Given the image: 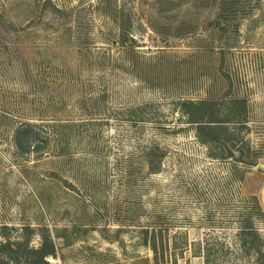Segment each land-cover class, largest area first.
Here are the masks:
<instances>
[{
  "label": "rangeland",
  "instance_id": "1",
  "mask_svg": "<svg viewBox=\"0 0 264 264\" xmlns=\"http://www.w3.org/2000/svg\"><path fill=\"white\" fill-rule=\"evenodd\" d=\"M153 237L261 264L264 0H0V264H154Z\"/></svg>",
  "mask_w": 264,
  "mask_h": 264
},
{
  "label": "trees",
  "instance_id": "2",
  "mask_svg": "<svg viewBox=\"0 0 264 264\" xmlns=\"http://www.w3.org/2000/svg\"><path fill=\"white\" fill-rule=\"evenodd\" d=\"M232 102L235 105H236V103L237 104L241 103V101L239 99H236ZM205 103H206V101H203V100L195 101V102H192V101L186 102L187 105H189L193 108H198V107L204 105ZM186 113L188 114V119L191 122H200L197 124V127H196V129L199 132L198 133L199 135H201L203 132L213 133L214 131H220V130L225 128L224 124L221 120H217V119H214L213 117H209V119H207L206 121L201 122L199 119H197L198 118L197 116L194 117L193 111L192 112L187 111ZM203 135H205V133H203ZM203 142H207V141L203 140ZM226 150H228L226 147H220L219 148V151H221V152H224ZM241 229H242L241 231H243V233L246 231H249V232L252 231V233L254 234L255 237L259 238V240L261 239V236H260L255 225L254 226L248 225L245 227L241 226ZM149 247H150V250L152 251V254H153L154 264H165L166 260H165V256L163 253V244L162 243L158 244L157 241H155V238L153 237L152 240L150 241ZM254 252H255V258H256L257 262L264 264V249L262 247V244L259 247H257L256 249H254ZM205 257L207 260V255H205ZM44 263L48 264L46 261H44Z\"/></svg>",
  "mask_w": 264,
  "mask_h": 264
}]
</instances>
